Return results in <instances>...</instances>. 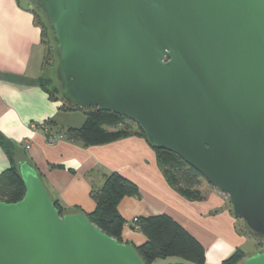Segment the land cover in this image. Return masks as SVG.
I'll use <instances>...</instances> for the list:
<instances>
[{
	"label": "water",
	"instance_id": "water-1",
	"mask_svg": "<svg viewBox=\"0 0 264 264\" xmlns=\"http://www.w3.org/2000/svg\"><path fill=\"white\" fill-rule=\"evenodd\" d=\"M27 2L48 22L67 105L135 121L264 243V0ZM18 168L26 192L0 200V264H145L86 212H61L27 159ZM237 264H264V249Z\"/></svg>",
	"mask_w": 264,
	"mask_h": 264
},
{
	"label": "crops",
	"instance_id": "crops-1",
	"mask_svg": "<svg viewBox=\"0 0 264 264\" xmlns=\"http://www.w3.org/2000/svg\"><path fill=\"white\" fill-rule=\"evenodd\" d=\"M47 55L42 27L29 4L0 0V133L20 151L18 162L27 159L37 168L55 200L68 210L92 213L97 204L91 192L103 186L106 175L117 171L140 188L139 196H126L118 206L127 220L124 241L141 245L147 240L132 227L136 217L167 213L203 243L206 264H223L247 242L237 231L225 194L201 182L195 188L202 198L185 196L171 184L157 150L145 137L133 134L87 145L66 138L67 128L81 125L66 118L72 110L65 108L60 96L52 97V87L42 82ZM48 121L49 132L56 136L53 143L48 140L50 133L33 126ZM11 165L0 143V175Z\"/></svg>",
	"mask_w": 264,
	"mask_h": 264
},
{
	"label": "trees",
	"instance_id": "trees-1",
	"mask_svg": "<svg viewBox=\"0 0 264 264\" xmlns=\"http://www.w3.org/2000/svg\"><path fill=\"white\" fill-rule=\"evenodd\" d=\"M33 13L35 22L42 27L46 45H48L47 40L50 44L47 46V54L49 55V52L53 50L55 65L56 45L48 22L40 11L33 10ZM50 80L53 82L52 78ZM42 82L50 85L45 78H42ZM57 88L61 95L58 84ZM49 92L52 97L57 96L53 95V90ZM64 105L66 109H77L70 108L66 102ZM87 113L82 126L78 128L69 127L64 131L66 138L80 140L86 145L110 143L133 134L146 138L140 126L123 115L99 109H91ZM129 121L131 122L129 123ZM46 123L49 124V121ZM132 123H136L138 128H135ZM0 143L12 163L11 167L0 175V200L17 202L24 197L26 192L25 183L19 173L16 160L20 151L14 143L6 140L1 133ZM154 148L157 150L160 166L171 184L190 199L202 198L201 192L195 188L205 179L201 172L186 163L178 154L170 150ZM139 195L138 184L115 171L105 176V182L100 189L91 192V197L96 202L97 207L92 213H87L88 217L104 232L124 241L123 230L127 220L120 213L118 206L124 197ZM56 205L61 212L68 211L58 200H56ZM132 227L142 232L147 238L141 245H135L145 264H152L157 258L170 256H177L198 264H206V248L203 243L170 214L138 216L134 219ZM245 256L244 250L238 248L223 261V264H237Z\"/></svg>",
	"mask_w": 264,
	"mask_h": 264
},
{
	"label": "rangeland",
	"instance_id": "rangeland-1",
	"mask_svg": "<svg viewBox=\"0 0 264 264\" xmlns=\"http://www.w3.org/2000/svg\"><path fill=\"white\" fill-rule=\"evenodd\" d=\"M23 2H25L26 4H28L27 0H22ZM47 40V38H46ZM47 46H49V42L47 40ZM45 75L44 78L45 80L50 84V86L52 87L53 90V95H57L60 96L58 88H57V83L56 80L54 79V57H53V50H51V52H49V55H47V58L45 59ZM53 79V82L50 80V78ZM72 112L71 115L66 116V118H68L70 121H74L76 123H79L81 126L83 125L82 120L85 119L88 115L87 111H84L83 109L77 108V109H71ZM131 121H129L130 123ZM82 123V124H81ZM134 125L135 128L137 127L136 123H132ZM16 160L18 162V159L16 157ZM202 183L204 184H208L210 186H212L206 179L202 180ZM214 187V186H213ZM226 200L228 205H230L229 210L231 211V203H230V199L228 197V195H226ZM237 219V227H238V232H240L241 234L244 235V237L247 239V242L245 244H243L241 246V248L246 252L247 254H252L255 253L256 251L260 250V249H264V243H259L253 236H251L247 230H246V226H245V222L239 218ZM230 256V255H229ZM227 256V257H229ZM189 262V263H188ZM198 264L195 263L193 261H188L185 260L183 258L177 257V256H170V257H165V258H157L155 260V262H153L152 264Z\"/></svg>",
	"mask_w": 264,
	"mask_h": 264
},
{
	"label": "built area",
	"instance_id": "built-area-1",
	"mask_svg": "<svg viewBox=\"0 0 264 264\" xmlns=\"http://www.w3.org/2000/svg\"><path fill=\"white\" fill-rule=\"evenodd\" d=\"M33 126L36 127V128L37 127H41V129L44 130L46 133H48V134L50 133L49 132L50 130H49L46 122L42 123V124H34ZM48 140H49L50 143H53L56 140V136L51 135V133H50V135L48 137Z\"/></svg>",
	"mask_w": 264,
	"mask_h": 264
}]
</instances>
